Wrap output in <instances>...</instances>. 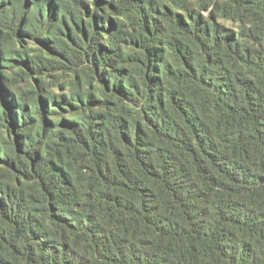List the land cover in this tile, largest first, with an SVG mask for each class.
Masks as SVG:
<instances>
[{
  "label": "trees",
  "instance_id": "16d2710c",
  "mask_svg": "<svg viewBox=\"0 0 264 264\" xmlns=\"http://www.w3.org/2000/svg\"><path fill=\"white\" fill-rule=\"evenodd\" d=\"M0 264H264V0H0Z\"/></svg>",
  "mask_w": 264,
  "mask_h": 264
}]
</instances>
